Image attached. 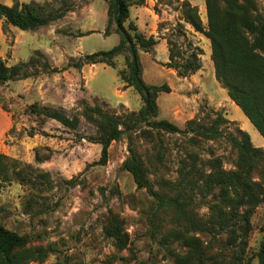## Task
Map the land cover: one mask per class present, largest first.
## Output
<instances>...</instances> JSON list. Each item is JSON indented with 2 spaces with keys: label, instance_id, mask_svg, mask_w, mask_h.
<instances>
[{
  "label": "rangeland",
  "instance_id": "374dc122",
  "mask_svg": "<svg viewBox=\"0 0 264 264\" xmlns=\"http://www.w3.org/2000/svg\"><path fill=\"white\" fill-rule=\"evenodd\" d=\"M148 1L143 6L149 5ZM183 1L155 0L152 5L161 16L158 34L154 35L159 43L151 52H140L143 78L149 84L166 82L172 88L171 92L159 93V118H167L184 128L189 119L199 117L209 122L217 112L222 113L226 135L218 140H201L194 149L203 159L222 157L224 168L233 169L238 154L228 134L238 136L236 128H239L262 150L264 137L216 79L210 40L184 21ZM189 1L197 6L207 24L205 0ZM256 1L264 12V0ZM46 2L51 9L65 4L71 10L44 25L33 35L34 41L25 40L20 44L17 55L25 59L29 57V47H43L53 58L37 49L46 56L42 60L47 59L53 67L70 66L63 71L46 72L41 61L37 66L27 67V77L0 83V106L12 118L1 145V152L7 155L8 169L7 175L2 176L0 222L32 236L33 245H54L57 251L49 253L45 264H102L119 256L125 259H116L113 264H173L171 250L174 253L187 250L181 241L164 242V236L177 229L198 236L208 254L219 261L259 264L257 253L264 240V202L250 217L248 235H236L239 245H235L231 228L212 227L211 206L218 201L214 194L194 193L190 197L193 203L188 211L204 224L200 230L182 219L173 208L158 207L146 189L139 188L132 174L122 167L130 154L129 146L136 148L155 190L176 195L180 188L178 161L190 149L187 136L165 135L167 151L163 164L156 161L153 143L140 137L139 130L133 134L132 142L127 136L113 141L107 163H97L102 145L95 141V125L82 115L84 102L99 104L106 111L121 115L138 111L142 99L134 87H125L119 76V70L127 67V52L116 57V67L101 62L89 64L84 70L74 66L83 55L118 44L120 36L114 32V24L111 25L113 32L105 34L107 1ZM136 8H132V14ZM24 32L30 35L32 30ZM8 35L7 43L0 44L9 45L3 48V59L11 65L17 61L13 53L15 36ZM198 49L201 68L187 76H178L177 70L167 64L171 61V50L175 55L173 63H182ZM34 103L63 110L70 117L78 116L80 124L73 129L55 119L31 113L28 108ZM112 215L123 219L130 236L128 247L121 251L104 231Z\"/></svg>",
  "mask_w": 264,
  "mask_h": 264
},
{
  "label": "trees",
  "instance_id": "16d2710c",
  "mask_svg": "<svg viewBox=\"0 0 264 264\" xmlns=\"http://www.w3.org/2000/svg\"><path fill=\"white\" fill-rule=\"evenodd\" d=\"M13 1L11 6L0 3V17L22 30H34L48 25L71 10L65 4L51 9L49 2ZM106 1L108 25L105 34L113 32L111 25L114 24V32L120 36L119 42L108 50L83 55L74 66L81 69L86 64L101 62L116 67V57L127 52V67L119 70V76L125 87H134L140 94L142 105L138 111L118 115L106 111L99 104L84 102L82 115L86 121L95 125V141L102 145L101 158L97 163H107L109 147L113 141L127 136L132 142L133 134L139 130L140 137L153 143L156 161L163 164L167 151L165 135L187 136L190 149L178 161L180 188L176 195L161 194L155 190L148 168L136 148L129 146L130 154L122 167L132 174L139 188L146 189L158 207L173 208L182 219L200 230H203L204 224L194 219L188 211L193 203V198L190 197L194 193L203 196L214 194L218 201L211 206L212 227L218 225L222 229L231 228L233 244L239 245L236 243V235H248L250 217L256 207L264 202V150L251 142L249 134L236 128L238 136L228 134L232 148L238 154L234 161L235 168H224L220 156L201 158L194 149L201 140H218L226 135L223 128L226 120L222 113L217 112L209 122L199 117L189 119L184 128L167 118H159V93L171 92L172 88L166 82L147 83L143 78L140 59V52H151L159 39L153 34L147 35L141 31L130 19L131 6H143L147 0ZM205 4L207 24L203 22L197 6L189 0L182 3L183 19L197 32L209 38L216 79L264 137V12L260 10L256 0H205ZM90 33L92 32L87 34ZM199 50H193L182 63H173L175 55L171 50V61L167 64L177 70L178 76H187L201 68ZM43 55L45 56L43 52L36 50L28 61L13 65H8L0 57V83L27 77V67L37 66L41 61L46 72H59L70 66L53 67L47 59L42 60ZM28 111L55 119L73 129L80 124L78 116L70 117L63 110L40 107L37 103L31 104ZM6 159L7 155L0 153V193L3 188L2 176L7 175ZM104 231L118 251L128 247L130 236L122 218L117 215L110 216L104 225ZM32 241V236L21 234L0 222V264H45L49 253L57 251L52 244L33 245ZM170 241H181L187 247L185 252L174 253L171 250L173 264H239L232 260L219 261L216 256L211 257L201 239L187 234L185 230L170 231L164 236V242ZM257 256L259 264H264V240ZM116 259L125 257H111L102 264H113Z\"/></svg>",
  "mask_w": 264,
  "mask_h": 264
},
{
  "label": "crops",
  "instance_id": "0c3cea01",
  "mask_svg": "<svg viewBox=\"0 0 264 264\" xmlns=\"http://www.w3.org/2000/svg\"><path fill=\"white\" fill-rule=\"evenodd\" d=\"M20 1L21 2H30L33 0H30V1L20 0ZM34 1L44 3V2L49 1V0H44V1L43 0H34ZM0 3H4L8 6H11V5H13L14 1L13 0H0ZM148 3H149V5H147V6H137V5L131 6V8H130V19L133 20L138 25L139 29L141 31H143L144 33H146L148 35L153 34L156 36L158 34V22H159L161 16L159 13L155 12V10L152 7V5L153 6L155 5V0H149ZM133 7H138V8H136L135 12L132 14V8ZM132 15H133V17H131ZM42 28H43V26L32 30V33L29 35L27 32H24L25 30H22L19 27L14 26V25L10 24L9 22H6L5 18L0 17V43L1 42L3 43V41H5V43H7V40L9 37L8 34H13L15 36L14 40H13V53H14L15 60H17V61H20V60L21 61H28L29 58L31 57L33 51H35L37 49L42 50L46 55L49 56L50 59H52L53 56L50 53V51L43 48V47H40V48L39 47H29V49H28L29 51L27 53V56L29 55V57H27L25 59L18 56L17 52H16V50L19 49V47H21L20 44H22L25 40H33L34 39L33 35ZM31 36H33V37H31ZM8 46H9L8 44H6V46H3L0 44V57H2V58L4 57L3 48L4 47L7 48ZM17 61L12 63L11 65L18 63ZM87 65H89V64H86L83 66V70ZM233 103H235V102H233ZM235 105L238 108H240L236 103H235ZM11 122H12V118H11L9 112L5 108H2L0 106V153H2L1 152L2 151L1 145L3 142V137H4L5 133L7 132V130L10 128Z\"/></svg>",
  "mask_w": 264,
  "mask_h": 264
}]
</instances>
